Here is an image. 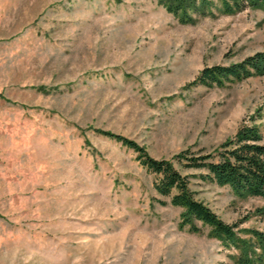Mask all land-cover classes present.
<instances>
[{"label": "rangeland", "instance_id": "374dc122", "mask_svg": "<svg viewBox=\"0 0 264 264\" xmlns=\"http://www.w3.org/2000/svg\"><path fill=\"white\" fill-rule=\"evenodd\" d=\"M263 48L260 8L184 24L158 0H0V264H236L101 131L157 160L211 151L251 117L264 142V75L188 86ZM182 172L221 220L264 230L263 199Z\"/></svg>", "mask_w": 264, "mask_h": 264}, {"label": "trees", "instance_id": "16d2710c", "mask_svg": "<svg viewBox=\"0 0 264 264\" xmlns=\"http://www.w3.org/2000/svg\"><path fill=\"white\" fill-rule=\"evenodd\" d=\"M167 12L179 22L188 24L196 16L212 14L213 9L222 14H235L246 8L264 10V0H158ZM264 75V48L239 62L228 65L204 67L188 86H223L226 82ZM251 121L240 123L236 132L211 151L181 152L170 159H154L134 141L121 135L101 131L137 153V160L154 176L156 193L168 198L174 207L183 209L182 226L199 232L197 222L210 229L212 237L233 252L230 258L236 264H264V230L240 227L245 222L228 224L208 206L196 199L190 188V178L183 170H195L200 179L218 186H229L239 196H252L264 200V142L259 126ZM164 205V200L157 199ZM264 220V205L252 213Z\"/></svg>", "mask_w": 264, "mask_h": 264}]
</instances>
